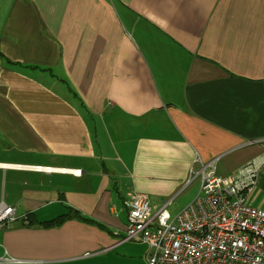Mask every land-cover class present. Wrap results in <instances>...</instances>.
<instances>
[{"label":"crops","instance_id":"obj_1","mask_svg":"<svg viewBox=\"0 0 264 264\" xmlns=\"http://www.w3.org/2000/svg\"><path fill=\"white\" fill-rule=\"evenodd\" d=\"M0 54V264H147L127 200L210 162L264 191V0H0Z\"/></svg>","mask_w":264,"mask_h":264},{"label":"built area","instance_id":"obj_2","mask_svg":"<svg viewBox=\"0 0 264 264\" xmlns=\"http://www.w3.org/2000/svg\"><path fill=\"white\" fill-rule=\"evenodd\" d=\"M259 166L253 160L228 176L217 175L213 162L202 166L197 195L175 214L133 194L122 240L144 243L147 264H264V209L247 201ZM14 218L0 203V230Z\"/></svg>","mask_w":264,"mask_h":264},{"label":"rangeland","instance_id":"obj_3","mask_svg":"<svg viewBox=\"0 0 264 264\" xmlns=\"http://www.w3.org/2000/svg\"><path fill=\"white\" fill-rule=\"evenodd\" d=\"M235 174V173H234ZM233 175V174H231ZM198 188V181L194 180V182L190 185V187L184 191L183 193H181L179 196H176L174 198L173 203L168 207L169 211H173L174 208H176L177 206H179L185 199H187V197H190L191 195H193L192 193ZM263 190V189H262ZM2 190H0L1 192ZM196 194V193H195ZM194 194V195H195ZM264 198V191L261 192L257 189H255L252 194H250L249 199H250V203L253 205H260L262 199Z\"/></svg>","mask_w":264,"mask_h":264},{"label":"trees","instance_id":"obj_4","mask_svg":"<svg viewBox=\"0 0 264 264\" xmlns=\"http://www.w3.org/2000/svg\"><path fill=\"white\" fill-rule=\"evenodd\" d=\"M0 57L1 54H0ZM71 215H74L76 217H79L87 222H90V223H94L92 220H89V219H86V218H83L81 217L76 211L74 210H68L66 211L64 214L60 215V216H57L53 219H50V220H46V221H41V222H36L34 217L32 215H26L24 216L25 218V221L28 223V224H34V223H37L43 227H52V226H57L59 225L65 218H67L68 216H71Z\"/></svg>","mask_w":264,"mask_h":264},{"label":"bare ground","instance_id":"obj_5","mask_svg":"<svg viewBox=\"0 0 264 264\" xmlns=\"http://www.w3.org/2000/svg\"><path fill=\"white\" fill-rule=\"evenodd\" d=\"M75 173V171H73Z\"/></svg>","mask_w":264,"mask_h":264}]
</instances>
